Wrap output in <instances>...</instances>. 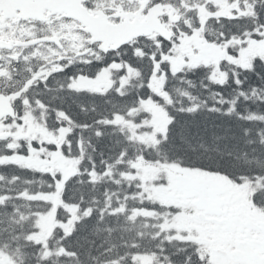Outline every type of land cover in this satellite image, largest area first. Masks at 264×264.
Instances as JSON below:
<instances>
[{"label": "trees", "instance_id": "16d2710c", "mask_svg": "<svg viewBox=\"0 0 264 264\" xmlns=\"http://www.w3.org/2000/svg\"><path fill=\"white\" fill-rule=\"evenodd\" d=\"M159 54L148 59L146 77L135 57L140 75L122 93L114 90L117 95L46 97L55 116L69 122V143L52 146L74 173L65 178L53 166L3 169L0 249L26 257L25 264H141L151 256L173 264L168 253L176 250L200 258L198 245L171 241L161 230L193 209L157 194L180 178L190 181L183 173L202 176L199 186L233 194L223 209L242 202L264 213V59L247 67L188 64L177 75L167 72L163 87L155 88ZM44 195L60 198L58 218L36 245L29 236L40 232L36 219L49 209Z\"/></svg>", "mask_w": 264, "mask_h": 264}, {"label": "flooded vegetation", "instance_id": "af4514ba", "mask_svg": "<svg viewBox=\"0 0 264 264\" xmlns=\"http://www.w3.org/2000/svg\"><path fill=\"white\" fill-rule=\"evenodd\" d=\"M149 3L143 7L141 0H19L15 10H0V96L10 98L17 113L15 119L0 121V145L7 129L28 125L21 123L22 117L28 111L37 112L38 99L71 88L83 92L96 84L100 88L114 86L112 82L117 79L109 71L122 65V60L130 63L135 45L144 47L146 43L149 52L152 44L156 47L153 50L159 48L170 59L180 55L178 47L193 55L191 46L201 48L205 38L216 39L215 28L219 36L230 42V35L237 32L234 24L239 27L248 17L264 16L258 11L264 7V0H149ZM157 6L164 8L162 22L172 34L170 41L153 35L119 50L102 51L101 28L143 22ZM223 22L221 31L219 24ZM209 48L217 49L207 43L205 49ZM10 158L23 159L21 154ZM257 232L255 226L250 228L244 249L234 254L236 261L264 264V234Z\"/></svg>", "mask_w": 264, "mask_h": 264}, {"label": "rangeland", "instance_id": "374dc122", "mask_svg": "<svg viewBox=\"0 0 264 264\" xmlns=\"http://www.w3.org/2000/svg\"><path fill=\"white\" fill-rule=\"evenodd\" d=\"M202 43L205 44L206 43L205 40H203ZM262 43L263 44L261 45L260 42H256L255 44L250 43L247 49L243 52L241 62L246 64L248 62L247 58L250 55V53L260 54L264 57V42ZM193 52L195 53V56L199 55L197 56L198 57L197 61L199 60L198 62L205 64L210 63L213 60L216 61L220 58L218 54L210 53L208 51H205V49H201V48L198 49L196 46L194 47ZM184 61L185 58L183 54H180L174 58L173 65L176 66L178 64H183L182 62ZM93 87H95V89H99L100 85L96 84ZM36 163H38L37 158H34L33 161L29 162L30 165ZM59 165L61 168H63L65 175H69L71 173V171H69L70 169L69 165L64 164L63 161H58V164L56 166L58 167ZM63 166L66 168H64ZM191 183L192 181H190L189 184L186 183L181 187L180 189L182 192L181 194H183L184 196H191L192 198L189 199L191 201L196 200L197 206L199 207L200 205V207L203 208L205 213L208 212L207 213L208 215L205 216V214H203L202 217L204 219L202 221L201 219H197V220L179 219L177 222H166L162 227L163 230L172 233L171 238L173 239H177L181 241H189L192 243L194 242L196 244H199L200 246L203 247L204 251H207L208 253L212 254V252L216 250L219 254L220 261L223 262L227 261V263L230 261L229 264H243L236 261V259L229 260L225 258L226 255L224 251L226 250L228 245L233 243L235 248H237L238 246H242V242H239L240 241L239 236L235 234L236 231H234L233 229L230 232L222 231V228L225 227L228 221L217 220L218 218L219 219L223 218V213H224L223 210H219V206H221L222 199L213 197L215 194L219 193L218 189L207 188L206 186L204 187L199 186L197 185L198 181H196L194 184ZM207 189H212V190L209 191ZM157 194L162 199L167 198L168 200H172V201L177 200L175 196H170L168 190L166 191L157 190ZM226 194L228 195L226 201H228L229 199H231L232 195L230 193H226ZM44 198L46 202L47 200L50 199L46 196ZM50 215L51 212L49 213L48 218L50 217ZM48 218H45L44 220H48ZM229 251H230V255H233L232 250ZM6 263L7 261L5 262V264ZM145 264L148 263L145 262Z\"/></svg>", "mask_w": 264, "mask_h": 264}, {"label": "water", "instance_id": "95a60500", "mask_svg": "<svg viewBox=\"0 0 264 264\" xmlns=\"http://www.w3.org/2000/svg\"><path fill=\"white\" fill-rule=\"evenodd\" d=\"M152 20L154 21L153 18L149 19L148 24H146L145 26H143L142 29L139 30H133V32L130 33V37H126L125 39H123L120 43L117 44L116 47L114 48H118L119 46H121L122 44L128 43L130 41H132L133 39L139 37V36H148L150 34H152L153 32L157 31L158 33L162 34L163 36H165V32L163 29H161L160 27L154 25V23H152ZM98 33V31H96ZM105 34L109 35V40L107 41L108 43L104 42V46L107 47V44H113L115 42V38L117 36H124V33L122 31H120L122 34L121 35H116V32L114 31V29H108L107 31L105 30ZM92 33L95 34V31L92 30ZM126 34V33H125ZM113 38V39H111ZM13 115L12 111L10 110V106L7 102H4L3 100H0V119L8 116V115Z\"/></svg>", "mask_w": 264, "mask_h": 264}]
</instances>
